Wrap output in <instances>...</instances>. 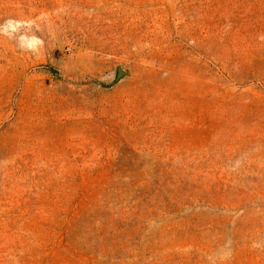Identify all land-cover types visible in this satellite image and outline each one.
I'll return each instance as SVG.
<instances>
[{
	"label": "rangeland",
	"instance_id": "rangeland-1",
	"mask_svg": "<svg viewBox=\"0 0 264 264\" xmlns=\"http://www.w3.org/2000/svg\"><path fill=\"white\" fill-rule=\"evenodd\" d=\"M2 28L0 264H264V0H0Z\"/></svg>",
	"mask_w": 264,
	"mask_h": 264
},
{
	"label": "clouds",
	"instance_id": "clouds-1",
	"mask_svg": "<svg viewBox=\"0 0 264 264\" xmlns=\"http://www.w3.org/2000/svg\"><path fill=\"white\" fill-rule=\"evenodd\" d=\"M0 30L4 31L5 34H7V30H6V28H2V29H0Z\"/></svg>",
	"mask_w": 264,
	"mask_h": 264
},
{
	"label": "built area",
	"instance_id": "built-area-1",
	"mask_svg": "<svg viewBox=\"0 0 264 264\" xmlns=\"http://www.w3.org/2000/svg\"><path fill=\"white\" fill-rule=\"evenodd\" d=\"M67 51L71 52L72 50H71V48H68Z\"/></svg>",
	"mask_w": 264,
	"mask_h": 264
}]
</instances>
